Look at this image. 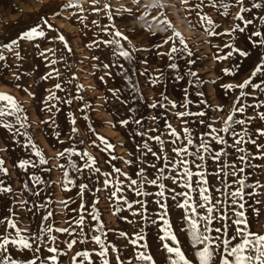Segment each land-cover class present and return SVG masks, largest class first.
<instances>
[{"label":"rangeland","instance_id":"obj_1","mask_svg":"<svg viewBox=\"0 0 264 264\" xmlns=\"http://www.w3.org/2000/svg\"><path fill=\"white\" fill-rule=\"evenodd\" d=\"M33 1L34 3H32ZM80 1L81 0H47L49 5H46L43 0H0V55L6 58L0 61V93L10 94L16 98L24 109V113H21V115H27L32 133L28 134L25 130L23 131L22 128H19V125L16 123V117L0 118L5 122L15 125L11 132L0 127V161H3V163L0 164V189L4 187H10L12 189V192L9 193L0 191V219H13L19 228L26 229V231L22 232V235L27 238L29 235L34 236L41 228H46L49 224L52 225L53 229L57 227H69L70 221H74L80 214H83L85 216V227L83 232L80 231L75 223L71 224L70 231L75 229L76 238L83 237L85 233H87L89 237L92 235H101L103 239L105 238L103 233H107L106 243L109 244L108 259L111 261V264H120V261L116 259L117 256L120 257L123 264H128L130 260H133L132 253L134 247L131 245L130 240L135 239V233L137 231L144 232L148 248L143 250L153 256L156 264H169L167 260L168 254L160 247L161 241L159 240V235L162 233L159 232L158 227L143 222L138 215H134V212L140 211V205L135 203V201L142 200L147 204L146 215L152 218L157 217L158 208L153 202L155 197H136L131 187H129L127 179L123 175L113 173L112 177H107L113 180V184H116L118 180H123L125 182L123 191L117 192V197L127 199L128 202L132 204V208H129L127 204L123 202V199L118 200L116 197L109 199V194L113 189L111 186L106 189L104 188L102 183L106 178L104 173L113 172V169L118 167L122 172H127L129 176L138 179L135 174L138 168L142 166L137 159L140 157L138 146L142 144L144 140H147L148 136L160 135L165 141V145H158L156 141L151 140L149 143L153 147V150L155 151L161 147L165 149L169 147L168 142L173 138L168 135L169 130L166 128V122L171 123L178 131L184 126L181 118L175 115L176 112L187 110L190 112L203 111L206 113L204 117L189 116L183 118L189 121L187 126L193 133H203L205 131L203 125L196 123L198 119H204L206 122L212 123L213 127L217 129L223 127V121L227 119L228 108L227 105L218 107V98L214 99V97H218V94H215V96H213L212 93L210 94V87H216L218 83L217 72L213 71V68L219 63L216 58L212 57L211 53H214V51L218 49L217 46H220L221 43L224 42L226 35L211 36L208 32L216 31L223 33L224 29L231 28L233 25L239 23L244 27L242 21L238 22V20L234 18L239 6L234 3V0H224V2L233 5L230 9L229 16L225 17L223 15L224 10L218 7L219 3H217V8H214L211 6L212 0H205L201 13H205L209 16L214 21V25L205 23L203 25L201 24L202 27L197 28L189 24L191 18H193L194 24L196 23L197 18L195 13L193 12L189 15V13L185 11V8L190 5H183L181 0H139V3H136L135 0H100L99 7L104 3H110L113 12L121 8L131 9V12L117 13V18H115L114 23L116 29L127 35L131 41L130 43L125 42V47L132 53L133 58L127 60V63L129 62V67L127 68L125 66L126 71L124 69L123 73L125 75V73L127 74V72H129L132 82L135 83L137 87L136 89L131 87L133 91L129 93L127 103L118 100L109 111H111L119 121L124 119H129L131 121L133 118L141 119L143 121V126L130 123L128 127H124L119 122L116 125H111L106 122V114L104 111L100 110L99 107L101 98L97 94L98 91L94 85L95 78L90 75L80 74L82 70L81 66L87 64L90 56H94L97 53L96 49L99 47H96L94 42L111 38L106 32L102 31V29L110 26L113 20L108 19L104 12L99 14L92 12L90 10L92 7L91 0L87 2ZM69 2L80 5L83 10H81V8L67 9L63 7L64 4ZM191 2L194 4L198 3L199 0H191ZM244 2L245 5H250L252 2H259V0H244ZM157 3L163 4L164 7L160 9L155 8L154 5ZM262 12H264V9H257L253 12L244 14L245 18H249L248 16H250L256 20L255 25L260 31H264V21L260 20ZM161 13H163V15ZM73 14H76V19H81L82 23L80 26L70 24ZM165 18L171 22L173 26L172 29H166L165 25L160 23V21ZM44 19H47L49 23L53 25L52 29L46 26L43 27L46 33L45 37H37L32 41L19 39L25 31L38 25H43ZM60 21L62 24H60ZM93 21H96V23H93ZM65 25L71 26V30L66 31L67 27H64ZM94 26H97V29L95 28L97 33L94 31ZM82 28H84L83 36L85 35L86 45L77 47V43L75 44L74 42L75 38L72 37V35L78 34ZM183 28H185L184 32L186 31L189 33L190 31L192 35H185L184 32H182ZM173 29L179 31L185 37L188 47L194 53L192 57L189 58L187 57V53H184L183 56L177 54L178 59L176 58V60H169L167 56L159 57L156 55L158 51L167 52L169 50V45H164L163 48H157L156 45L161 44L164 38L172 34ZM246 29L248 31L245 30L242 33L249 34L253 30H256L252 25L247 26ZM59 35L65 36L68 46L72 48L71 53L65 48L64 42L53 39V37H58ZM14 39L18 40V44L13 45V50L10 51L4 47V45L11 43ZM198 39H200V41ZM193 40L197 42L193 43ZM87 43H91L89 45L93 46L88 47ZM177 46L182 47L180 45ZM48 49H54L55 54L47 51ZM87 49L88 51L86 52ZM80 50H82V52ZM41 52H44L45 55L41 56ZM108 52L111 54L109 48ZM16 53H19L22 59L18 58ZM218 54H220V52H218ZM98 57H100V55ZM145 59L148 61L147 64L143 63ZM188 59L195 60V63L188 64ZM51 60H57V63L51 64ZM101 60H104V57ZM96 61L97 60H94V62ZM170 63H175L177 68L172 69L168 67ZM53 69L59 70L58 77L53 73L51 79H42V77L46 76ZM189 69L195 71L197 76L192 77L188 75ZM13 73L19 75L21 80L15 79ZM21 76H24V80ZM156 77L159 78V82L155 85H150L149 81ZM177 77H183V79H178ZM24 81H26V84L23 83ZM188 81H193L194 83L190 84ZM54 83L61 84L62 88L55 89V87H53ZM76 84L79 88L78 92L75 91L77 90ZM16 85H19V87L22 85L23 88L22 86L20 88L16 87ZM80 85L83 87H79ZM130 85L131 84H129V86ZM47 87L53 92L69 91L71 95L73 94L69 109L67 110V122L62 120L64 125L62 124V127L59 129L55 127L52 118V120H50L47 114L39 110L36 115H33V113H31V115L27 114L28 110L31 112L33 107V103L31 102L35 99V96H39L41 100L46 101L47 94L45 93L49 92ZM25 89L27 91H25ZM111 89L117 88L112 87ZM161 93L168 97L167 101L162 99ZM263 96L261 97L262 102H264ZM80 97H83V99H80ZM188 100H191L192 103L185 109L182 105ZM75 102L80 105V113L84 120V128L88 137L96 140L100 144V141L96 139V135L90 131V128L95 129L96 134L104 136L109 142L115 145L114 150L104 151V145L101 144L102 149L100 158L92 150L82 148L81 134L79 131L77 133L72 132V128L76 127V123L73 125L72 120L73 118H75V120L77 119L74 108V104L76 105ZM153 102H159L155 109L150 107ZM170 102H175L177 107L171 108ZM85 104L88 105L87 108L84 107ZM160 104H163L164 107H161ZM71 105H73V107ZM254 105V103L247 101L245 112L243 114L237 113L235 118L250 120L245 126L249 134L257 139L258 144H264V137H258L256 135L257 129L264 128V120L259 119V114L264 112V104H261V106L257 108L253 107ZM38 107L43 111L46 105L42 103ZM129 109H135V112H130ZM33 110H35V107H33ZM109 111L107 112L109 113ZM153 115L157 116L156 121L151 119ZM85 116H88L89 119L85 120ZM36 120L39 121L37 122ZM45 121H47V123H45ZM40 127L41 129H39ZM16 128H19V134L16 133ZM149 128H157L158 130L155 132H148V135L145 137L134 135L136 130L145 131ZM235 130L240 132L241 127L236 125ZM57 133H59V137H57ZM223 135L229 143L222 146L214 144L213 148L217 150L221 148L227 150L229 155L222 157V159L225 164V172H229L231 169H229L227 165L235 161L239 153L231 147L232 138L228 134ZM41 139H44V141L42 142ZM245 139H248V137H245ZM29 140L35 143L43 152L48 163L39 165V167H29L25 170L19 167L21 161L29 159L36 162L39 161V157L35 156L29 144ZM241 146L246 148L248 153H251L252 156L258 155L254 145L246 143ZM65 148H74L78 152H89L97 161L95 167L100 168L101 171L97 173L94 170L85 168L81 172H76L73 168L67 166L69 164L67 158L58 157V153ZM248 153H245V155ZM205 155L207 156L208 154ZM113 156H116L117 159L113 160ZM71 159L75 161L78 166H82L85 162L84 159L78 156H73ZM128 160H132L133 163L131 165L125 163V161ZM146 161L149 164L156 163L160 165L161 163V161L155 159L150 154L146 157ZM236 163L238 167L243 166L246 168L245 175L247 176V183L255 185V182L259 180L261 184H264V159L250 158V163L252 165H261L262 167H247L246 165H240L238 161H236ZM61 164L67 166L66 170L69 172V177H64L63 171L65 169L57 167ZM217 166L216 163L210 160L206 163V167L210 173L209 186L212 189L220 186L217 178L211 174ZM2 169H7V173ZM48 169H51V171H48ZM148 173H151L153 176L156 174L150 167L146 175ZM249 173L250 175H248ZM33 176H38L44 183H34L32 180ZM68 179L74 180L75 183L68 184ZM229 181L230 177L225 176V183L227 184ZM165 183L168 182L165 181ZM80 184L88 185L82 197L78 194V185ZM233 187L236 186L233 185ZM98 188L102 190L97 192L96 189ZM147 190L154 193L158 189L152 185H147ZM179 190L180 189L177 188V191ZM225 191H228V189L225 188ZM247 191L264 193V188H250L247 189ZM34 192H39L40 195H34ZM212 196L217 198V193L213 191ZM218 198L224 199L223 196ZM97 199L99 203H96ZM246 199L249 203H252L253 207L262 208L261 215L258 218L254 217L249 209V221L252 231L264 234V204L256 205L253 203L255 200L264 201V194H256L251 197H246ZM24 201H27L26 205L22 204ZM61 201H65L66 203H61ZM168 203L169 218L173 223L174 229L178 233V238L181 240V247L185 250L186 254L191 257L192 253L188 250V243L185 235L179 231L180 224L182 223L180 220L181 211L176 208L175 202L169 200ZM41 204L44 205L43 208L40 207ZM81 204H83L85 208L83 213L76 211ZM225 207L227 208V203ZM117 209H119V211H117ZM47 211H52L54 215L48 221L42 223L41 217L45 215ZM92 214L99 215L100 219L104 222L105 227L103 232H95L93 230L94 227H99V225L96 221L91 219ZM141 224L143 227H141ZM213 226H218V224H214ZM0 228H2V226H0ZM8 232L15 236V232L12 229H9ZM120 232L128 233V238L121 237L119 235ZM52 234L58 237L57 244L61 249V254L59 256L61 264H72V257L75 256L78 251H91L93 248H96L97 251L99 250L98 246L93 243L84 244L79 242L72 249H68L66 247V242L74 237L70 236L68 233L53 232ZM40 235L43 237V232H40ZM212 235H215V233H212ZM112 246L118 248L119 252L114 251ZM13 251L17 250L13 248ZM64 253H67V255ZM40 255L42 257L48 256L49 253L44 250ZM30 256L31 253L24 252L19 253L14 258L23 261ZM92 260L94 264H102V259L96 256H93ZM134 264H144V262L134 261Z\"/></svg>","mask_w":264,"mask_h":264},{"label":"snow or ice","instance_id":"obj_2","mask_svg":"<svg viewBox=\"0 0 264 264\" xmlns=\"http://www.w3.org/2000/svg\"><path fill=\"white\" fill-rule=\"evenodd\" d=\"M136 3H139V0H135ZM183 5H190L185 8V11L191 15L193 12L196 15V23L214 25V21L207 16L206 14H201V9L204 6L205 0H199L198 3H192L191 0H181ZM222 8L223 15L225 17L229 16L230 9L233 7L232 4L224 2V0H212V7ZM234 3L239 6L238 11L235 14V19L242 21L244 27L240 24H236L233 28L229 29L228 35H231L233 32L239 31L244 32L249 25L256 23L254 18H245V13L253 12L257 9H264V0H259V2H252L250 5H245L244 0H234ZM100 4V0H91V11L99 14L104 12L108 19L113 20V23L102 29L106 32L111 38L101 41H96L95 46L100 47L104 45L111 50V55L116 57V60L105 63L102 67L106 70L111 69L113 66L120 69H124V65L120 64L118 61L120 58L124 60H131L132 53L126 49L125 42L130 43L129 37L125 35L120 30L116 29L114 23L115 18H117V13L121 12H131V9L121 8L117 9L116 12H113L111 9L110 3H104L102 6L97 7ZM65 8H81L80 5L73 4L71 2L64 4ZM155 8H163L164 5L157 3L154 5ZM81 10H83L81 8ZM163 15V13H161ZM260 20L264 21V12L260 15ZM96 23V21H93ZM160 23L165 25L166 29H172L173 26L167 18L160 21ZM192 24V21H189ZM46 26L49 29L53 28V25L49 23L47 19H44L43 25H38L31 28L28 31H25L20 37V40L32 41L37 37H45L46 33L43 30V27ZM195 27V24H192ZM211 36L224 35L225 33H219L216 31H209ZM256 37L257 39H252ZM53 39H58L65 44V48L69 53L72 52V48L68 46L66 38L64 35H59L58 37H53ZM251 41V44L256 47L264 48V31L253 30L248 37ZM18 40L14 39L11 43L4 45L8 50H13V45H17ZM164 45H169V50L167 52L158 51L156 53L159 57L167 56L169 60H175L177 54L183 56L184 53H187V57H192L194 53L188 47L185 37L179 32L173 29L172 34L168 35L163 39L162 43L156 45L157 48H163ZM180 45L182 47H178ZM93 45H88L92 47ZM38 47V45H37ZM219 47V46H217ZM224 47L228 48L229 51L224 56H218L219 60H227L234 53L238 54L240 57L247 58L249 52L241 48H234L231 44H225ZM47 51L55 54L54 49H48ZM45 53L41 52V56H44ZM258 55V62L255 64L254 70L250 73L249 77L243 80L241 83L236 85L227 84L224 85L228 89H249L250 87L256 89L260 92H264V57ZM18 58L19 53H16ZM6 58L3 55H0V61L5 60ZM93 60H99L100 57L94 56ZM51 64H56L57 60H51ZM144 64H147L148 61L145 59ZM188 64H194L195 60L188 59ZM168 67L176 69L177 65L175 63L168 64ZM226 74H233L231 69H224ZM53 73L56 76H59V70L53 69L46 76L42 77L44 80L51 79ZM143 74V73H142ZM188 75L196 77L197 73L189 69ZM106 75L111 76L112 72L107 71ZM15 79L19 80L20 76L16 73H13ZM125 78L128 80L129 84L133 89H136L137 85L132 82V78L125 73ZM178 79H183V77H177ZM254 78L259 79V83H254ZM100 80H104V76L99 77ZM71 82V81H69ZM159 82V78H152L149 83L150 85H155ZM188 83H194L193 81H188ZM19 87V85H16ZM55 89H61V84L57 83L54 85ZM79 87H83L80 85ZM25 91H27L25 89ZM49 95L47 97L48 101L54 99H59L55 92L51 89L48 90ZM113 92L114 96L118 98V89H110ZM186 91V90H185ZM34 95V94H32ZM252 95L250 91H240L238 97L233 102V108L231 109V114L227 116V119L223 121V127L217 129L213 127L212 123L206 122L204 119H198L196 123L203 125L205 131L203 133H193L191 129L187 126L189 121L183 119L189 116L195 117H204L205 112H190V111H180L176 112L175 115L182 120L184 126L178 131L172 126L171 123L166 122V128L169 130L168 135L173 139H170L169 147L166 149L161 147L157 150H153V147L150 145L149 141L154 140L158 145L164 146L165 141L161 138L160 135L148 136L147 140H144L142 144L138 146L140 150V157H138L139 163L142 165L138 168L136 172L137 178L129 176L127 172H122L118 167L113 169V172H106L104 176L106 177L102 183L104 188L112 187V191L109 194V199L116 197L118 200L123 199V202L127 204L129 208H132V204L128 202L127 199L122 197H117V192L123 191V180L116 181V184H113L112 179L107 177H112L113 173L123 175L128 182L129 187L135 193L136 197H147L154 196V203L158 208V215L155 218L149 217L146 215L147 204L145 201L136 200L135 203L140 205V211L134 212V215H138L143 222L156 225L159 229V232L162 233L159 235V240L161 241L160 247L168 254L167 260L169 264H264V234L260 232L252 231L249 221V209L251 214L254 217H259L262 212V208L253 207L252 203L246 199V197H251L256 194L264 193H253L252 191H247L250 188H264V184H261L259 180L255 182V185L247 183V176L245 175L246 168L243 166L238 167L236 161L240 165H246L247 167H262L261 165H252L250 163V158L255 159H264V144H258L257 139L253 138L248 129L245 127L250 120H245L242 118H234L237 113L243 114L245 112V105L242 103V98ZM162 99L167 101L168 97L161 93ZM83 99V97H80ZM66 103H71V101H66ZM159 102L151 103L150 107L155 109L157 108ZM192 101L188 100L185 104L182 105L185 109L188 108V105ZM171 108H176L177 105L175 102H170ZM264 104V102H261ZM261 104L254 105L253 107L261 106ZM237 105H239L237 107ZM161 107H164L163 104H160ZM55 105L49 104L47 111L51 112ZM88 107L87 104L84 106ZM130 112H135V109H129ZM24 113L23 107L19 104L16 98L10 94L0 93V118L4 117H16V123L19 125V128L25 127V121L28 119L27 115H21ZM85 120H88L89 117L85 116ZM153 121L157 120V116L153 115L151 117ZM259 119L264 120V112L259 114ZM47 123V121H45ZM54 123V122H53ZM73 125H75L76 120L73 118ZM119 123L128 127L130 123H133L138 126H143V121L141 119L133 118L131 121L129 119H124L119 121ZM239 125L241 131L237 132L235 126ZM0 127L7 129L9 132L13 130L15 125L5 122L3 119H0ZM19 128H16V133L19 134ZM157 128H149L145 131L136 130L134 135L145 137L148 135V132H155ZM90 131L96 135V139L100 141V144L96 143V140L92 141V144L96 148H100V145H104L103 150H114L115 145L109 142L104 136L95 133V129L90 128ZM73 133H77L78 129L76 127L72 128ZM223 134H228L232 138L231 147L235 149L239 155L236 157V160L232 163H229L227 167L231 169L229 172H225V164L222 157L229 155L225 149H214L213 145H226L229 143ZM256 135L258 137H264V128L256 130ZM59 137V133H57ZM248 137V139H245ZM83 141H81L82 143ZM250 143L254 145L257 149L258 155L252 156L251 153H248V150L241 145ZM29 144L34 151L36 157H39V161L32 160H23L20 162L19 167L27 170L29 167H39V165H44L48 163V160L45 159L43 152L38 148L35 143H32L29 140ZM191 146V149H190ZM170 153V154H169ZM245 153H248L245 155ZM153 156L155 159L161 161L160 165L156 163H148L146 157L148 155ZM205 154H208L207 156ZM73 156H78L81 159H84L85 162L82 166H78L75 161L71 158ZM58 157L67 158L70 166L76 172H81L83 169L87 168L94 170L99 173L101 170L98 167H95L97 161L89 152H78L74 148H65L63 151L58 153ZM113 160L117 159L116 156L112 157ZM212 161L218 166L215 170L211 172L214 175L218 182L219 187L212 189L209 186V170L206 167L207 161ZM3 161H0L2 164ZM125 163L131 165L132 160L125 161ZM65 164L58 165L60 169H65L63 175L65 178L69 177V172L66 170L67 167ZM151 168L156 174L153 176L148 172V168ZM7 173V169H2ZM51 171V169H48ZM250 175V173L248 174ZM225 176L230 177V181L225 183ZM32 180L36 184L44 183L38 176H33ZM167 181L168 183H165ZM68 184H74L75 181L72 179L67 180ZM119 185V186H117ZM147 185H152L157 191L154 193L147 190ZM235 185L236 187H233ZM79 195L83 196V192L88 188L87 184L78 185ZM177 188L180 190L177 191ZM225 188L228 191H225ZM102 189H96L97 192ZM4 193L12 192L10 187H4L0 189ZM217 193V198L212 196V192ZM34 195L39 196V192H34ZM223 196L224 199H219L218 197ZM171 200L175 202L176 208L181 211L179 231L184 233L186 241L188 243V250L192 253V256L189 257L185 250L181 247V240L178 238V233L173 227V223L169 218V203ZM61 203H66L61 201ZM96 203H99V200H96ZM227 203V208L225 204ZM256 205L264 204V201L255 200L253 201ZM26 205L27 201L22 202ZM247 205V207H246ZM95 206V205H94ZM41 208L44 207L43 204L40 205ZM79 213H83L85 208L83 204L76 210ZM119 211V209H117ZM54 213L52 211H47L45 215L41 217L42 223L48 221L53 217ZM91 219L96 221L99 227H94L95 232H103L105 227L104 222L100 219L99 215L92 214ZM75 225L83 232L85 227V216L80 214L77 219L69 222V227L65 228H55L53 229L52 225L49 224L46 228H41L37 234L29 235L27 238L22 235V232L26 229H21L17 226V223L11 218L0 219V264H61L59 256L61 254V249L57 244L58 237L53 232L56 233H68L70 236L74 237L66 242V247L72 249L78 242L79 243H93L98 246V251L96 248H93L91 251L82 250L78 251L75 256L72 257V264H94L92 260L93 256L102 259V264H111V261L108 259L109 254V244L106 243L107 233H103L104 237L102 239L101 235H92L88 236L87 233L83 237L76 238L75 229L70 231L71 224ZM218 224V226H213ZM141 227L143 225L141 224ZM9 229H12L15 232V236L8 232ZM40 232H43V237L40 235ZM215 233V235H212ZM119 235L124 238H128V233L120 232ZM50 241V243H49ZM131 245L134 247L132 253L133 260H130L128 264H134V261L144 262V264H156L153 256L144 251L143 249L148 248L146 242V237L143 231H137L135 233V239L130 240ZM56 245V246H53ZM15 248L17 251H13ZM114 251L119 252L118 248L112 246ZM46 250L49 253L48 256H41L40 253ZM29 252L31 256L25 260H18L14 258L19 253ZM67 255V253H64ZM116 259L120 261V264H123V261L120 260V257L117 256Z\"/></svg>","mask_w":264,"mask_h":264},{"label":"bare ground","instance_id":"obj_3","mask_svg":"<svg viewBox=\"0 0 264 264\" xmlns=\"http://www.w3.org/2000/svg\"><path fill=\"white\" fill-rule=\"evenodd\" d=\"M26 1V0H25ZM29 1V0H28ZM32 1V0H31ZM82 2H87L88 0H81ZM80 1V2H81ZM196 1V0H195ZM36 2V1H35ZM43 2L46 4V5H49V2H47V0H43ZM34 3V1L32 2ZM31 3V4H32ZM76 3V2H75ZM78 3V2H77ZM36 4L38 5V3L36 2ZM85 4V3H84ZM28 5V4H27ZM34 6H36L35 4H33ZM42 5V4H41ZM30 6V5H29ZM28 6V7H29ZM86 6V5H85ZM88 6V5H87ZM39 7V6H38ZM89 7V6H88ZM99 7V5H98ZM219 7V6H218ZM84 8V7H83ZM217 8V7H216ZM220 8V7H219ZM218 8V9H219ZM31 9V8H30ZM68 9V8H67ZM206 9V8H205ZM79 10V9H78ZM207 10V9H206ZM213 10V9H212ZM217 10V9H216ZM87 11V10H86ZM221 11V10H220ZM80 12V11H79ZM85 12V11H84ZM214 12V10H213ZM211 12V13H213ZM37 13V11H36ZM77 13V12H76ZM86 13V12H85ZM35 14V13H34ZM202 15H204L203 13H201ZM215 14V13H214ZM246 14V13H245ZM217 15V14H216ZM71 16V15H70ZM85 16H88V15H85ZM247 16V15H246ZM68 17V16H67ZM72 19H71V23L70 24H74V25H77V26H80L81 25V19H76V14H73L72 16ZM249 18H252L250 16H248ZM66 18V17H65ZM221 18V17H220ZM52 19V18H51ZM56 19V18H55ZM83 19V18H82ZM92 19V18H91ZM246 19H248L246 17ZM192 21V24H194L193 22V18L190 19ZM189 20V21H190ZM89 21V20H87ZM56 22V21H55ZM64 22V20H63ZM84 22V21H83ZM239 22V21H238ZM60 24H62V22L60 21ZM69 24V25H70ZM91 24V23H90ZM101 24V23H100ZM190 24V23H189ZM190 24V26L192 25ZM240 24V23H239ZM90 26V25H89ZM92 26V24H91ZM188 26V25H187ZM235 25H233L231 28H233ZM256 30H258V27L253 24L252 25ZM64 27H67L66 28V31H69L71 30V26L69 27L68 25H65ZM195 27L199 28V27H202L201 24L199 23H195ZM86 28V26H85ZM97 29V26H94V31L95 33H97L96 29ZM231 28H226L223 30V33H225L224 35H226V38L224 39V42L221 43V45L218 47V49L216 51H214V53H211L212 57L213 58H216L218 56H224L228 53L229 49L224 47L225 44H231L234 48H241L243 50H246L249 52V56L247 58H244V57H240L238 54H233L229 59L227 60H218V65H215L214 68H213V71H216L217 72V79H218V83L216 84V87L214 86H211L210 87V94L212 93L213 96H215V94H218V97H214V99L218 98L217 100L219 101L218 103V107H221L222 105H227V108H228V115L229 113H231V109L233 108V102L234 100L238 97L239 95V92L240 91H250L252 92V95H249V96H246V97H243L242 98V103L244 105L247 104V101L251 102V103H254L255 105L257 104H261L262 100H261V97L263 96V92H260L256 89H253V88H249V89H244V90H240V89H228V88H225L224 85H227V84H232V85H236L238 83H241L243 80H245L246 78L249 77L250 73L254 70V67H255V64L258 62V55L260 57H264V48H260V47H256V46H253L251 44V41L248 39V37L250 36L251 33L249 34H244L242 32H239V31H236V32H233L231 35H228V31L229 29ZM83 29L82 28L80 30V32L76 35H72V37H74V42L75 44L77 43V47H83V45H86V40L83 36ZM184 29H182V32H184ZM65 30V29H64ZM89 30V29H88ZM87 30V31H88ZM247 30V29H246ZM262 30V28H261ZM248 31V30H247ZM85 32V31H84ZM86 33V32H85ZM100 33V32H99ZM184 34H189V36H191L192 34L188 32H184ZM77 36V37H76ZM96 36V35H95ZM207 37V36H206ZM80 38V39H79ZM101 38V37H100ZM252 39H257L256 37H252ZM200 41V39H198ZM193 43L194 42H197L196 40H193L192 41ZM88 44V43H87ZM91 44V43H89ZM88 44V45H89ZM85 48V47H84ZM103 49V50H102ZM78 50V49H77ZM83 50V49H82ZM82 50H80L82 52ZM85 51V50H84ZM88 51V49L86 50V52ZM97 53L94 55V56H99L100 55V59L97 60L96 62H94V60L92 59V57L94 56H90L89 60L87 61V64H85L84 66H81V72L80 74H85V75H90V76H93L95 79H94V85H95V88L97 89V94L99 95V97L101 98V102H99V107H100V110L104 111L105 112V119H106V122L111 124V125H116L118 122H119V119L113 115V113L111 111H109L111 108H113V105L116 101L118 100H122L124 103H127L128 102V98H129V93L132 92L133 90H131V85L129 86V82L127 81V79L125 78V75H124V69H125V66L128 68V63H127V60H124L123 58H120L119 59V63L120 64H123L124 65V69H120L118 67H115L113 66L111 69H104L102 67L103 64L105 63H110L114 60H116V57L112 56L109 52H108V47L104 46V45H101V47L97 48L96 49ZM103 51V53H102ZM105 51V53H104ZM218 52H220V54H218ZM104 57V60H101L102 58ZM212 58V59H213ZM178 59V58H177ZM176 60V59H175ZM86 62V61H85ZM212 62V61H211ZM176 63V62H175ZM34 67V66H33ZM164 68V67H163ZM224 69H231V72L233 74H226L224 72ZM107 71H111L112 72V75L111 76H108L106 75V72ZM126 71V69H125ZM131 73V72H130ZM64 75V74H62ZM127 75H129V72H127ZM89 76V77H90ZM101 76H104V80H100L99 77ZM22 77V76H21ZM24 77V76H23ZM22 77V79H23ZM88 78V77H87ZM28 79V78H27ZM26 79V80H27ZM84 79V78H83ZM21 80V79H20ZM24 80V79H23ZM86 80V79H85ZM93 81V79H92ZM54 82V81H53ZM65 82V81H64ZM254 83H259V79L257 78H254L253 80ZM23 83L26 84V81H24ZM44 83V82H43ZM42 83V84H43ZM49 83V82H48ZM51 83V82H50ZM47 84V83H45ZM44 84V85H45ZM91 84V83H90ZM30 85V84H29ZM33 85V84H31ZM35 85V84H34ZM55 85V83H54ZM77 85V84H76ZM89 85V84H88ZM22 86V85H21ZM20 86V87H21ZM36 86V85H35ZM91 86V85H90ZM19 87V88H20ZM30 87H33V86H30ZM49 87V86H48ZM47 87V88H48ZM54 87V86H53ZM68 87V86H67ZM112 87H115L117 88L119 91H118V98L117 96H114L113 95V92L110 91V89ZM130 87V88H129ZM23 88V86H22ZM93 88V89H95ZM49 89V88H48ZM54 89V88H53ZM76 89L75 90L76 92H78L79 88H78V85L76 86ZM95 89V90H96ZM19 90V89H18ZM23 90V89H22ZM32 91V90H31ZM36 91V90H35ZM44 91V90H43ZM64 91V90H62ZM17 92V91H16ZM135 92V91H134ZM215 92V93H214ZM218 92V93H216ZM27 93V92H26ZM75 93V92H74ZM19 94V93H17ZM45 94H47L46 97H48L49 95V92H46ZM44 94V95H45ZM56 96L59 98V99H54L52 101H48L46 99L45 100H41V98H39V96H35L34 100L31 102L33 103V107H35V110H33V107L31 109V112L30 110H28V113L27 114H30L33 113V115H36L38 114V110L42 113H45L48 115V117H50V120L53 119V122L55 124V127L56 128H60L62 127V124H63V121L64 122H67V110L69 109V103H66V101H69L71 100V93L68 91V92H55ZM152 94V93H151ZM22 95V93H21ZM32 95V94H31ZM77 95V94H76ZM96 95V93H95ZM75 96V95H74ZM73 96V98H74ZM77 97V96H76ZM95 97V96H94ZM212 97V96H211ZM264 97V96H263ZM32 99V98H31ZM77 99V98H76ZM73 101V100H72ZM215 101V100H214ZM217 101V102H218ZM42 103H45L46 107L45 109L42 111L41 108H39L38 106ZM76 105L74 104V108H75V114H76V127L79 131V133L81 134V137H82V148H87V149H90L92 150L94 153H96L100 158H101V149H102V146L100 145V148H96L93 144H92V141L93 139L92 138H89L88 137V134L87 132L85 131V128H84V123H83V119H82V115L80 113V105L75 102ZM49 104L51 105H55V107L52 109L51 112L47 111V108L49 106ZM215 104V103H214ZM217 104V103H216ZM121 105V104H120ZM73 107V105H71ZM239 105H237L238 107ZM39 108V109H38ZM257 108V107H256ZM33 110V111H32ZM72 110V109H71ZM82 110V109H81ZM109 111V113L107 112ZM27 112V111H26ZM251 112V111H250ZM44 114V115H45ZM227 115V116H228ZM245 115V114H244ZM243 115V116H244ZM248 117V115H247ZM52 118V119H51ZM235 118V117H234ZM246 118V117H245ZM244 119V118H243ZM248 119V118H246ZM63 120V121H62ZM37 121V120H36ZM39 121V120H38ZM37 121V122H38ZM69 121V120H68ZM50 122V121H49ZM25 127H23V131L25 130L28 134L31 133V130H30V123L28 122V120H26L25 122ZM69 123V122H68ZM40 124V123H39ZM52 124V123H51ZM64 125V124H63ZM69 125V124H68ZM53 126V125H52ZM41 129V127L39 128ZM61 131V130H60ZM26 134V133H25ZM32 134V133H31ZM62 135V134H61ZM55 136V135H54ZM64 136V135H63ZM120 137V136H119ZM34 138V137H33ZM8 139V138H7ZM125 139V138H124ZM55 140V139H54ZM41 141L43 142L44 139H41ZM58 141V140H57ZM47 142V141H46ZM3 143V142H2ZM60 143V142H59ZM97 144H99L97 141H96ZM48 144V143H47ZM45 147V146H44ZM51 148V147H50Z\"/></svg>","mask_w":264,"mask_h":264}]
</instances>
